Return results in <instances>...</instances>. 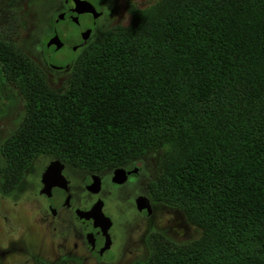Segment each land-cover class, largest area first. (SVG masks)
<instances>
[{
  "label": "trees",
  "instance_id": "trees-1",
  "mask_svg": "<svg viewBox=\"0 0 264 264\" xmlns=\"http://www.w3.org/2000/svg\"><path fill=\"white\" fill-rule=\"evenodd\" d=\"M100 32L64 86L0 40V93L25 100L3 182L42 152L89 168L161 155L153 193L200 236L136 264H264V0H158Z\"/></svg>",
  "mask_w": 264,
  "mask_h": 264
},
{
  "label": "flooded vegetation",
  "instance_id": "flooded-vegetation-1",
  "mask_svg": "<svg viewBox=\"0 0 264 264\" xmlns=\"http://www.w3.org/2000/svg\"><path fill=\"white\" fill-rule=\"evenodd\" d=\"M83 1L95 8L98 17L82 9L79 22H72L78 29L73 42H82L74 52L66 48L69 44L53 25L40 51V66L48 81L66 79L80 50L98 29L103 1ZM63 4L58 15L67 11L65 0ZM152 156V166L144 155L121 168L81 167L49 152L35 156L33 160L41 158L35 173L27 165L14 182L1 183L5 194L14 197L16 217L12 223L1 216L0 264H121L122 249H147L146 244L156 249L160 237L149 232L156 226L155 213L162 204L153 193L161 168ZM116 174L122 178H115Z\"/></svg>",
  "mask_w": 264,
  "mask_h": 264
},
{
  "label": "rangeland",
  "instance_id": "rangeland-1",
  "mask_svg": "<svg viewBox=\"0 0 264 264\" xmlns=\"http://www.w3.org/2000/svg\"><path fill=\"white\" fill-rule=\"evenodd\" d=\"M7 1L0 0V40L27 52L34 63L41 65L43 58L40 51L46 43L43 38L51 33L55 18L63 9V0H24L12 7L5 5ZM102 1L99 11L103 12V17L100 19L98 29L94 31L92 39L106 27H127L132 21L133 11L146 9L158 0ZM72 22L74 21L68 18L59 21L58 32L61 39L67 44L76 45L77 41L73 42V40L77 36L78 29ZM52 52L55 54L54 57L59 58L56 51ZM57 64L64 63L58 62ZM59 66L64 67L63 65ZM54 75L57 76V74ZM67 80L66 77L59 83L56 78H53L50 82L52 86H64ZM13 88L16 94L11 97V100L0 93V140L14 132L17 126L16 119L24 111L25 100L22 93L16 87L13 86ZM145 158L147 164L152 166V153L146 154ZM40 161L41 158H36L29 164L32 166L30 172L37 171ZM155 162L160 166L161 155L155 157ZM3 178V172L0 171V219L3 216L13 223L16 217V210L13 206L14 197L5 194V190L1 186ZM31 185L33 186V184ZM161 203L155 213L156 226L149 232L159 235L161 245L173 249L174 246L181 247L191 244L200 236V230L188 221L184 212L165 202L161 201ZM108 208V212H110L111 207ZM24 212L22 214L25 216L29 215V212ZM146 248L122 249L125 256L121 264H136L138 261L147 259L152 254V249L148 247V244H146ZM128 250H131L132 254H129Z\"/></svg>",
  "mask_w": 264,
  "mask_h": 264
},
{
  "label": "water",
  "instance_id": "water-1",
  "mask_svg": "<svg viewBox=\"0 0 264 264\" xmlns=\"http://www.w3.org/2000/svg\"><path fill=\"white\" fill-rule=\"evenodd\" d=\"M65 4L67 6V11L63 12L59 15H57L56 20H55V29L57 30L58 25H59V21L65 19V18H70L71 20L73 19L74 22H79V15H80V11H82V9L87 10L88 12L93 14V18H97L98 17V13L96 12L95 8L88 2L83 1V0H65ZM87 34V33H85ZM86 37H88V35H86L84 38L86 39ZM57 38V35L54 36V39ZM83 39V40H85ZM51 43H49L48 45H50ZM82 44L81 43H77L76 45H66V48L68 46V49L71 50L72 52H74L78 47H80ZM65 47V46H64ZM55 68H58L57 66H55ZM122 178V175L120 174H116L115 178ZM106 221H108V218H105Z\"/></svg>",
  "mask_w": 264,
  "mask_h": 264
}]
</instances>
